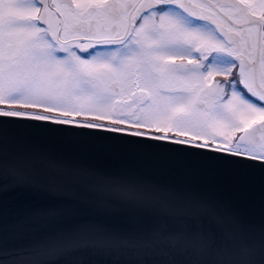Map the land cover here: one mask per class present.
<instances>
[{
    "label": "snow or ice",
    "instance_id": "snow-or-ice-1",
    "mask_svg": "<svg viewBox=\"0 0 264 264\" xmlns=\"http://www.w3.org/2000/svg\"><path fill=\"white\" fill-rule=\"evenodd\" d=\"M42 122L72 126L66 131L77 137L123 133L129 143L144 137L264 169V0H0V141L10 124ZM103 181L127 208H165L179 227L158 223L134 235L85 223L11 252L0 236V264H61L77 253L161 245L215 253L213 264H264V237L232 253L216 246L200 225L211 207L172 208L131 182ZM24 182L0 160V193ZM62 211L57 203L33 216Z\"/></svg>",
    "mask_w": 264,
    "mask_h": 264
},
{
    "label": "water",
    "instance_id": "water-1",
    "mask_svg": "<svg viewBox=\"0 0 264 264\" xmlns=\"http://www.w3.org/2000/svg\"><path fill=\"white\" fill-rule=\"evenodd\" d=\"M71 127L10 124L0 141L5 168L15 166L25 178L0 193V236L9 252L44 233L85 223L134 235L158 223L177 230L179 220L167 216L165 208H127L104 177L131 182L168 207L181 208L189 201L211 207L215 214L202 216L200 225L225 253L235 252L246 239L264 237V169L259 166L241 168L212 159L206 151H170L167 142L156 145L144 137L129 143L123 133L77 137L66 131ZM57 203L63 207L57 217L33 216ZM217 258L161 245L143 253H77L61 264H213Z\"/></svg>",
    "mask_w": 264,
    "mask_h": 264
}]
</instances>
